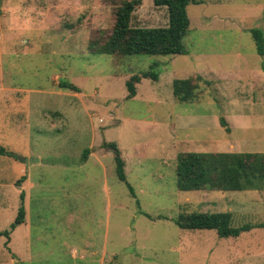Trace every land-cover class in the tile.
<instances>
[{
	"label": "rangeland",
	"instance_id": "rangeland-1",
	"mask_svg": "<svg viewBox=\"0 0 264 264\" xmlns=\"http://www.w3.org/2000/svg\"><path fill=\"white\" fill-rule=\"evenodd\" d=\"M122 1L0 0V146L16 155L0 154V264H264V228L221 238L176 224L197 211L264 222V178L182 191L175 174L182 152L264 153V55L250 31L264 36V0L190 3L184 54L90 53ZM139 2L130 26L167 25L166 7ZM149 69L158 79L127 98L126 81ZM174 79L195 86L191 101L173 95ZM103 141L117 143L136 197ZM21 191L27 222L11 239Z\"/></svg>",
	"mask_w": 264,
	"mask_h": 264
},
{
	"label": "trees",
	"instance_id": "trees-1",
	"mask_svg": "<svg viewBox=\"0 0 264 264\" xmlns=\"http://www.w3.org/2000/svg\"><path fill=\"white\" fill-rule=\"evenodd\" d=\"M139 3V0H123L120 3L115 11V21L111 31L106 36L104 35L101 40L96 38L89 41L88 50L90 53L121 55H179L186 53L182 39L190 24L187 6L190 3H197V0H153L155 6L166 7L168 12L167 25L158 27L130 26L131 14ZM250 31L257 53L264 55L262 31L258 28H252ZM141 78H150L156 81L158 73L149 69L130 76L125 83L128 91L127 98L135 96V83H138ZM172 85L173 95L179 101H191L194 98L195 86L190 83L189 79H174ZM59 87L78 90L77 87L65 81L59 83ZM220 121L224 126H227L224 119ZM226 130L228 131V127ZM102 147L113 152L117 178L124 182L129 193L136 197L133 187L126 179L125 163L117 143L103 141ZM88 153L89 149H85L82 156L83 160L86 159ZM0 154L16 157L14 153L8 152L1 146ZM175 174L177 188L182 191H241L258 188L264 178V153L182 152L176 157ZM24 179L25 177H21L15 184L19 185L20 181ZM19 196L22 202L17 215L13 223L10 224V230L4 232L8 237L10 232L24 221L23 192H20ZM136 204L139 212L149 217L140 209L137 199ZM231 221L232 215L228 211L192 212L180 215L176 219V224L185 229H214L221 238H235L253 228H264V222L233 226Z\"/></svg>",
	"mask_w": 264,
	"mask_h": 264
},
{
	"label": "crops",
	"instance_id": "crops-1",
	"mask_svg": "<svg viewBox=\"0 0 264 264\" xmlns=\"http://www.w3.org/2000/svg\"><path fill=\"white\" fill-rule=\"evenodd\" d=\"M102 144V143H101ZM101 148L102 149H106V148H104V147H102V145H101ZM93 151L94 150H92V148H91V150H89V153L87 154V156H86V159H84V160H87V158L91 155V154H93ZM25 180V182H26V178L24 179ZM24 185H23V189H24ZM21 192H23V195H24V191H21ZM25 196H26V194L24 195V197H23V199L25 198ZM140 207V206H139ZM141 209V208H140ZM25 210V209H24ZM138 212H139V210H138ZM197 212H207V211H197ZM218 212V211H217ZM25 213H26V211H25ZM140 213V212H139ZM192 213V212H191ZM27 214V213H26ZM142 214V213H141ZM188 214V213H187ZM144 215V214H143ZM149 215V214H148ZM147 217V216H146ZM24 218H25V214H24ZM148 218H150V215H149V217ZM26 219L27 218H25V221H26ZM24 222V221H23ZM27 222V221H26ZM25 222V223H26ZM20 225V224H19ZM18 226V225H17ZM16 226V227H17ZM16 227H15V229H16ZM15 229L14 230H12L11 232H10V234H9V237H11V239L13 238V234L12 233H14L15 232ZM185 229V228H184ZM186 230H201V229H186ZM207 230H210V229H207ZM8 237V238H9ZM13 241V240H12Z\"/></svg>",
	"mask_w": 264,
	"mask_h": 264
},
{
	"label": "water",
	"instance_id": "water-1",
	"mask_svg": "<svg viewBox=\"0 0 264 264\" xmlns=\"http://www.w3.org/2000/svg\"><path fill=\"white\" fill-rule=\"evenodd\" d=\"M17 158H18V156H17ZM19 159L22 160L25 163H28L29 161H32L31 158L29 159V158H25V157H19ZM35 160H37V159H35Z\"/></svg>",
	"mask_w": 264,
	"mask_h": 264
}]
</instances>
